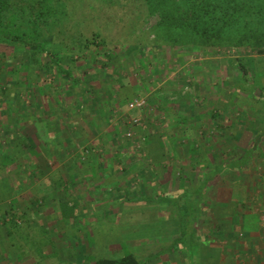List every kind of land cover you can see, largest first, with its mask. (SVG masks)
I'll list each match as a JSON object with an SVG mask.
<instances>
[{
  "label": "rangeland",
  "instance_id": "374dc122",
  "mask_svg": "<svg viewBox=\"0 0 264 264\" xmlns=\"http://www.w3.org/2000/svg\"><path fill=\"white\" fill-rule=\"evenodd\" d=\"M71 3L80 13L78 0ZM106 15L57 28L47 46L79 83L46 53L36 66L27 51L0 45V264H94L126 252L142 264H170L185 253L198 264L199 252L219 253L222 264H257L264 54L156 46L159 16L142 1ZM94 25H102L103 45L83 49ZM240 59L250 65L245 78ZM136 100L143 108H131ZM247 154L241 168H225L196 194L204 169ZM2 155L13 159L7 169ZM186 193L193 219L181 211ZM182 227L196 231L194 252Z\"/></svg>",
  "mask_w": 264,
  "mask_h": 264
},
{
  "label": "trees",
  "instance_id": "16d2710c",
  "mask_svg": "<svg viewBox=\"0 0 264 264\" xmlns=\"http://www.w3.org/2000/svg\"><path fill=\"white\" fill-rule=\"evenodd\" d=\"M131 1H142L150 15L159 16V21L153 29L156 34L154 40L156 46L162 44L170 47L185 46L191 53L208 56L211 54L210 50L216 48H249L261 55L264 54V0H78V5L74 4V7H80L81 12L77 11L75 14L70 7L72 0H0V45L27 51L30 63L36 66L41 64V56L46 53L50 62L58 66L56 55L47 49L55 40L54 32L57 28H60L61 32L66 28L78 29L90 18L98 20L101 16H107L111 7L119 5L127 8ZM101 28L102 25H94L92 33L94 37L91 40L85 38L86 47L83 49L88 48L90 44L101 48L103 45L100 39ZM58 67L62 74L72 79L73 83H79L78 79H74L73 72ZM238 70L241 78L248 76L250 70L248 60L240 59ZM239 89L240 86L236 88ZM248 159L247 154L239 161L217 166L215 171L210 173L204 169L205 174L200 178L201 184L196 194L200 195L225 168L239 169ZM12 160L11 156H1L2 166L6 169ZM185 196L187 201L181 211H185L186 217H192L197 208H194L192 203V195L186 193ZM176 205L179 206L180 203ZM12 217L14 219L15 215ZM10 223L17 226L13 220ZM182 224L185 226L188 222ZM181 229L182 232L183 227ZM194 232L196 231L192 227V231L184 230L181 236L184 238L188 233L191 235V244L184 246L192 252L197 244ZM11 234L12 231L8 230V235ZM94 264L142 263L133 252H126L117 257L97 258Z\"/></svg>",
  "mask_w": 264,
  "mask_h": 264
},
{
  "label": "crops",
  "instance_id": "0c3cea01",
  "mask_svg": "<svg viewBox=\"0 0 264 264\" xmlns=\"http://www.w3.org/2000/svg\"><path fill=\"white\" fill-rule=\"evenodd\" d=\"M235 206L237 207V208H241L240 206L238 207V205H236L235 204ZM236 208V209H237ZM235 210V209H234ZM240 210V209H239ZM238 211V210H237ZM235 214V213H234ZM253 233L251 232V235H252ZM175 239H177V238H175ZM251 239V238H250ZM256 240H258V238L257 237H255L254 238V241H256ZM183 259H181V258H175V259H173V260H171V263L170 264H172V262H174V264H192V263H190V259H189V253H185V254H183ZM195 258L197 257V259H198V264H222V262H221V255L219 254V253H212V254H208V255H205V253H200L199 252V254H196L195 256H194ZM190 258H192V255L190 254ZM211 260V262L210 263H208V260ZM179 260V261H178ZM163 264V263H162ZM257 264H264V251H261L260 253H259V257H258V261H257Z\"/></svg>",
  "mask_w": 264,
  "mask_h": 264
},
{
  "label": "built area",
  "instance_id": "2783aa9c",
  "mask_svg": "<svg viewBox=\"0 0 264 264\" xmlns=\"http://www.w3.org/2000/svg\"><path fill=\"white\" fill-rule=\"evenodd\" d=\"M143 106H144V102H141V101H138V100L134 101L131 104V108H134V107H136V108H143Z\"/></svg>",
  "mask_w": 264,
  "mask_h": 264
}]
</instances>
